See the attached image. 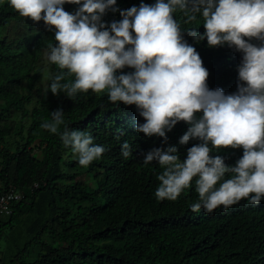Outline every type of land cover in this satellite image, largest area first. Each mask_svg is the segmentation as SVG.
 Segmentation results:
<instances>
[{
  "label": "trees",
  "instance_id": "1",
  "mask_svg": "<svg viewBox=\"0 0 264 264\" xmlns=\"http://www.w3.org/2000/svg\"><path fill=\"white\" fill-rule=\"evenodd\" d=\"M141 3L156 0H117L115 7L127 10ZM63 7L75 13L80 6ZM174 18L209 71L208 87L236 93L243 53L228 45L209 47L206 38L197 42L189 30L205 32L202 15L185 23L177 10ZM122 19L111 10L102 17L109 27ZM10 26L19 29L12 37L5 34ZM56 43L55 30L49 31L43 20L22 17L9 0H0V195L8 188L22 193L9 214H0V240L6 228L23 229L18 231L23 239L6 264H264V199L256 206L241 200L227 209L194 213L191 205L199 199L194 178L175 201L159 200L157 177L164 169L156 161L145 165L144 154L175 146L183 161L201 141L179 143L189 127L183 121L167 132V144L162 137L137 132L136 125L145 120L136 105L111 102L107 90L77 92L72 98L63 92L53 95L50 84L56 74H65L61 83L75 80L67 69L48 62L50 72L45 84L41 81L44 50ZM57 108L65 111L69 130L89 131L95 144L109 150L89 166L79 165L59 135L41 128ZM125 141L132 148L128 158L121 155ZM211 155L234 166L243 148L213 149ZM82 172L95 186L78 178ZM229 178L226 173L223 179Z\"/></svg>",
  "mask_w": 264,
  "mask_h": 264
},
{
  "label": "clouds",
  "instance_id": "2",
  "mask_svg": "<svg viewBox=\"0 0 264 264\" xmlns=\"http://www.w3.org/2000/svg\"><path fill=\"white\" fill-rule=\"evenodd\" d=\"M80 7L75 13L64 4ZM117 0H9L20 16L55 30V45L44 53L48 62L74 75L72 83H61L63 72L55 75L50 92L68 98L77 92H108L113 103L136 105L145 120L136 131L148 137L163 138L183 121L189 125L180 144L197 139L201 143L188 149L181 161L178 148H152L143 163L154 161L164 169L155 196L175 201L190 188L194 178L198 202L191 211L212 213L247 200L259 205L264 199V0H156L127 10L115 7ZM120 12L123 19L110 27L102 21L107 11ZM181 11L185 23L202 15L205 32L189 30L209 47L228 45L243 53L238 66V91L225 94L208 87L209 71L196 48L183 39L174 13ZM133 32L135 36H133ZM247 38V39H245ZM133 72L124 73V68ZM118 70L120 74L118 75ZM197 113L201 115L197 116ZM65 111H51L50 120L41 128L59 135L65 147H71L79 165L89 166L108 151L94 143L86 130H69ZM243 148V156L234 166L225 157L212 156L213 149ZM121 155H132L130 144L121 145ZM231 178L224 180L225 174ZM223 180L222 183H220ZM219 184V187L217 185Z\"/></svg>",
  "mask_w": 264,
  "mask_h": 264
},
{
  "label": "rangeland",
  "instance_id": "3",
  "mask_svg": "<svg viewBox=\"0 0 264 264\" xmlns=\"http://www.w3.org/2000/svg\"><path fill=\"white\" fill-rule=\"evenodd\" d=\"M19 32V29L14 28L12 26L8 27L5 31V34L8 36H14L16 33ZM46 51L44 50V53ZM43 53L42 59H41V68H42V78L41 81L43 82V84H45L46 79H47V74H49L50 72V68H49V64L48 61L45 58V55ZM14 120H18L17 117H14ZM17 123V122H16ZM12 137H10V140L12 141ZM11 148H13L14 146V141L11 142L10 144ZM65 157H69V154L66 153ZM78 178L84 179L86 180L88 183H90V185L95 186V183L93 182V180L91 179L90 176H88L85 172H82L80 174H78ZM18 231H21V233L23 232V229H18V226H14L13 228H6L3 231V237L0 240V259H1V263L6 264L9 256L13 254V252H15L18 249V245L17 243H20L22 241V237L20 236V234L18 233ZM23 236V234H22Z\"/></svg>",
  "mask_w": 264,
  "mask_h": 264
},
{
  "label": "built area",
  "instance_id": "4",
  "mask_svg": "<svg viewBox=\"0 0 264 264\" xmlns=\"http://www.w3.org/2000/svg\"><path fill=\"white\" fill-rule=\"evenodd\" d=\"M22 193L15 190V188H8L0 195V214H9L12 210L11 203L13 200H18Z\"/></svg>",
  "mask_w": 264,
  "mask_h": 264
}]
</instances>
